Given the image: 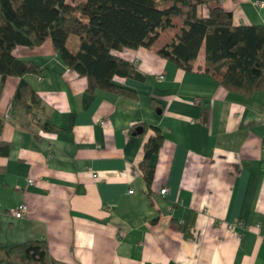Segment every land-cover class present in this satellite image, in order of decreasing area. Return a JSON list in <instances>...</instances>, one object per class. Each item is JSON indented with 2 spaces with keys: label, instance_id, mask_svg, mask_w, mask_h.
I'll return each mask as SVG.
<instances>
[{
  "label": "crops",
  "instance_id": "0c3cea01",
  "mask_svg": "<svg viewBox=\"0 0 264 264\" xmlns=\"http://www.w3.org/2000/svg\"><path fill=\"white\" fill-rule=\"evenodd\" d=\"M215 5L234 24H264V0H210L200 12ZM175 31L113 50L145 75L113 76L135 97L87 91L49 37L13 49L40 68L22 76L41 98L38 121L60 130L30 123L22 107L10 113L19 76L7 75L1 243L44 238L54 258L72 264H264V91L245 97L220 84L204 70V44L189 70L160 56ZM153 126L164 139L148 185L139 164ZM22 201L27 210L16 217Z\"/></svg>",
  "mask_w": 264,
  "mask_h": 264
},
{
  "label": "trees",
  "instance_id": "16d2710c",
  "mask_svg": "<svg viewBox=\"0 0 264 264\" xmlns=\"http://www.w3.org/2000/svg\"><path fill=\"white\" fill-rule=\"evenodd\" d=\"M209 1L0 0V94L7 75L19 76L9 100L10 113L22 107L30 114V123L45 130H60L47 121H38L41 98L22 76L39 73L40 68L16 57L13 49L17 45L32 47L49 37L68 68L86 78L87 91L135 97L134 90L115 83L113 76L143 79L145 75L113 50L150 46L163 30L172 29L175 33L156 49L160 56L189 70L204 44V70L220 84L245 97L256 90L264 91V24H234L232 12L219 5L203 15L200 8ZM71 34L78 37L75 50L67 43ZM4 121L0 115V134ZM153 128L155 132L144 142L139 164L148 185L154 175L151 157L164 139L161 129ZM9 146L8 141L0 139V154ZM3 169L0 165V171ZM0 264L72 263L54 258L47 240L36 237L12 245L0 242Z\"/></svg>",
  "mask_w": 264,
  "mask_h": 264
},
{
  "label": "built area",
  "instance_id": "2783aa9c",
  "mask_svg": "<svg viewBox=\"0 0 264 264\" xmlns=\"http://www.w3.org/2000/svg\"><path fill=\"white\" fill-rule=\"evenodd\" d=\"M258 2V1H256ZM259 4H262L261 2H258ZM69 69V68H68ZM160 78L163 77V75H160L159 76ZM101 123H103L104 121L103 120H100ZM34 181L33 178L29 177L27 179V182L28 183H32ZM166 190V187H163L160 189V192L161 193H164V191ZM130 192H132V190H130ZM27 210V204L25 202H19L16 207L13 209V215L16 216V217H21L22 215H24V213L26 212ZM230 227H233L234 223H229L228 224Z\"/></svg>",
  "mask_w": 264,
  "mask_h": 264
},
{
  "label": "rangeland",
  "instance_id": "374dc122",
  "mask_svg": "<svg viewBox=\"0 0 264 264\" xmlns=\"http://www.w3.org/2000/svg\"><path fill=\"white\" fill-rule=\"evenodd\" d=\"M68 39L70 40L69 43L70 45L73 44L75 41H78L77 35L71 34ZM72 46V45H71Z\"/></svg>",
  "mask_w": 264,
  "mask_h": 264
},
{
  "label": "water",
  "instance_id": "95a60500",
  "mask_svg": "<svg viewBox=\"0 0 264 264\" xmlns=\"http://www.w3.org/2000/svg\"><path fill=\"white\" fill-rule=\"evenodd\" d=\"M142 130V129H139V131Z\"/></svg>",
  "mask_w": 264,
  "mask_h": 264
}]
</instances>
